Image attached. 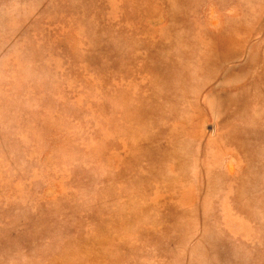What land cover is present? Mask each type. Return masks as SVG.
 Wrapping results in <instances>:
<instances>
[{
    "label": "rangeland",
    "instance_id": "374dc122",
    "mask_svg": "<svg viewBox=\"0 0 264 264\" xmlns=\"http://www.w3.org/2000/svg\"><path fill=\"white\" fill-rule=\"evenodd\" d=\"M0 264H264V0H0Z\"/></svg>",
    "mask_w": 264,
    "mask_h": 264
}]
</instances>
